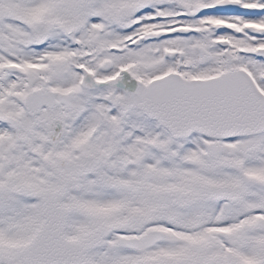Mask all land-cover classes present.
<instances>
[{
  "label": "snow or ice",
  "instance_id": "6c2138e0",
  "mask_svg": "<svg viewBox=\"0 0 264 264\" xmlns=\"http://www.w3.org/2000/svg\"><path fill=\"white\" fill-rule=\"evenodd\" d=\"M0 264H264V0H0Z\"/></svg>",
  "mask_w": 264,
  "mask_h": 264
}]
</instances>
